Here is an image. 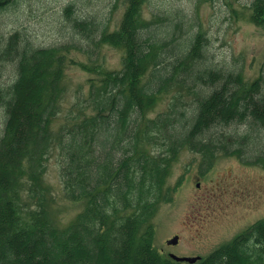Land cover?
Wrapping results in <instances>:
<instances>
[{
	"label": "trees",
	"instance_id": "16d2710c",
	"mask_svg": "<svg viewBox=\"0 0 264 264\" xmlns=\"http://www.w3.org/2000/svg\"><path fill=\"white\" fill-rule=\"evenodd\" d=\"M14 1L0 0V9ZM124 2L114 29L106 16L80 18L65 6L87 46H36L20 31L0 37V76L2 64L14 70L0 85V264H264V217L194 263L154 245V218L185 178L168 183L184 148L202 154L200 174L220 153L264 167L263 72L249 80L216 64L208 36L182 11L146 18L149 0ZM245 8L264 27V0ZM104 45L123 51L119 69L92 59ZM71 50L91 58L80 63L89 89L55 130ZM167 94V108L151 116ZM237 125L243 131L229 129ZM55 147L65 197L84 204L66 226L48 212L44 175Z\"/></svg>",
	"mask_w": 264,
	"mask_h": 264
},
{
	"label": "rangeland",
	"instance_id": "374dc122",
	"mask_svg": "<svg viewBox=\"0 0 264 264\" xmlns=\"http://www.w3.org/2000/svg\"><path fill=\"white\" fill-rule=\"evenodd\" d=\"M252 0H149L143 14L151 18L153 11L175 9L182 11L192 23L193 31L205 32L209 38L208 55L219 66H235L249 80L264 74V27L248 20L244 6ZM74 4V16L94 15L109 18L110 27L118 26L125 9L124 0H15L0 9V37L6 39L20 31L36 46L60 45L78 42L87 46L89 41L73 31L64 8ZM235 8L236 11L233 10ZM247 11V13H246ZM123 51L104 45L92 57L107 68L121 67ZM65 69L66 95L54 129L67 122L69 111L89 89L90 73L81 62L91 63L82 50H71ZM0 85L6 87L14 77L13 66L1 65ZM191 101L193 96H186ZM171 100L167 94L156 110H165ZM2 118L0 117V130ZM243 126L237 125L229 129ZM202 154L184 148L173 165L168 183L174 185L184 175L182 185L170 203H163L155 218L154 245L165 255L206 257L219 245L230 241L252 223L264 217V167L247 165L236 156L218 154L214 165L200 174ZM44 182L50 188L48 204L50 217L59 226L68 225L83 209V202L65 197L60 177L58 148L51 150L47 160ZM179 236L176 244L168 241Z\"/></svg>",
	"mask_w": 264,
	"mask_h": 264
},
{
	"label": "water",
	"instance_id": "95a60500",
	"mask_svg": "<svg viewBox=\"0 0 264 264\" xmlns=\"http://www.w3.org/2000/svg\"><path fill=\"white\" fill-rule=\"evenodd\" d=\"M179 236H174L171 240L168 241L169 244H176L178 242ZM171 258L177 261H186L189 263H194L196 262L200 257L199 256H193V257H182V256H177V255H170Z\"/></svg>",
	"mask_w": 264,
	"mask_h": 264
}]
</instances>
